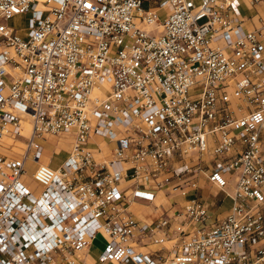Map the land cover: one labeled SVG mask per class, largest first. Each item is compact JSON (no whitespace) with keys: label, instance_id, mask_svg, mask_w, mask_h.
I'll use <instances>...</instances> for the list:
<instances>
[{"label":"built area","instance_id":"2783aa9c","mask_svg":"<svg viewBox=\"0 0 264 264\" xmlns=\"http://www.w3.org/2000/svg\"><path fill=\"white\" fill-rule=\"evenodd\" d=\"M144 1L0 0V264H264V22L236 0ZM61 133L55 167L41 141ZM158 197L151 219L129 208Z\"/></svg>","mask_w":264,"mask_h":264},{"label":"rangeland","instance_id":"374dc122","mask_svg":"<svg viewBox=\"0 0 264 264\" xmlns=\"http://www.w3.org/2000/svg\"><path fill=\"white\" fill-rule=\"evenodd\" d=\"M194 2L196 5H198L200 0H194ZM148 4H149V1L147 0L144 1L143 7H147ZM235 6H236L237 12L240 13L246 19L245 22L255 23V24L264 22V3H260V2L251 3L248 0H236ZM168 8L169 6H165L164 9L161 8L159 10L160 15L163 16L165 13V10H168ZM28 16L29 14L13 16L9 19V23L17 28H24L27 26ZM24 33H25V30H20V34L23 35ZM48 141L50 142L52 141L56 144V149L53 152V162L55 163L54 166H58L59 163L63 160V158L67 156L71 148V145H72L73 136L71 133H63L57 136V138L50 137ZM16 147L19 148L18 145ZM19 149L17 150L20 151ZM2 150L5 153L6 152L9 153V151H6L5 149H2ZM36 166H37L36 162L27 160L25 162V170L28 175L25 174V175H22L21 177L22 181L30 188V190L34 194H38L40 191V188L34 182L31 181V178L29 177V175H31V173L35 170ZM201 189L206 191L207 187L206 188L203 187ZM208 193H210L211 196L213 195L212 191ZM216 196L222 197L223 193H218ZM230 204H231L230 197L225 196L223 198L222 205L220 207L226 208L230 206ZM217 205L218 204H215L213 207L216 208ZM217 209L219 210V208ZM104 245H105V239L100 234H97L93 238L89 246V253L93 257L97 256L99 252L103 249Z\"/></svg>","mask_w":264,"mask_h":264},{"label":"crops","instance_id":"0c3cea01","mask_svg":"<svg viewBox=\"0 0 264 264\" xmlns=\"http://www.w3.org/2000/svg\"><path fill=\"white\" fill-rule=\"evenodd\" d=\"M254 24L255 23L246 22V25L249 26V27L254 25ZM61 134H63V133H61ZM59 135L60 134H48L46 136V138L41 141L42 145H43L42 154H41V160L43 162H46V163L52 165V166L55 165V163L53 162V152L56 149V144L54 142H52V141L51 142L48 141V139L50 137H56L57 138V136H59ZM72 136H73V134H72ZM89 145L95 150V158L96 159H102V158L109 157L110 148L112 147L113 142L109 141L106 137L94 134V135H92L89 138ZM14 153H16V149H15ZM43 154H44V156H43ZM26 175H28V174H26ZM29 177H30V175H29ZM31 181L34 182L32 179H31ZM34 183L40 188V186L36 182H34ZM199 185H200L201 188H203V187L206 188L207 187L206 191L202 189L203 197L205 198V200L209 204L212 205V199L216 198L215 196L218 193L217 188L215 186H213L212 184H210L208 181H206L204 177H201L199 179ZM210 191H212V193H213L212 196L210 195V193H208ZM161 202L165 206H168L169 201L165 200L164 198H159L158 197V198H155L153 201H146L144 199L138 198L136 200H132L129 203V208L132 210L133 214L136 217H139V218H142V219H151V218H153L156 215L161 213L162 209H161L160 206H158V204L161 203ZM211 205H210V212H219L220 211L221 213H224L226 211V209L229 207L228 206L226 208H221L220 206L222 205V202L220 203V205L218 204L219 210L217 209V206L215 208V207H213L214 205H212V206Z\"/></svg>","mask_w":264,"mask_h":264},{"label":"bare ground","instance_id":"6f19581e","mask_svg":"<svg viewBox=\"0 0 264 264\" xmlns=\"http://www.w3.org/2000/svg\"><path fill=\"white\" fill-rule=\"evenodd\" d=\"M27 127H28V125H27Z\"/></svg>","mask_w":264,"mask_h":264}]
</instances>
